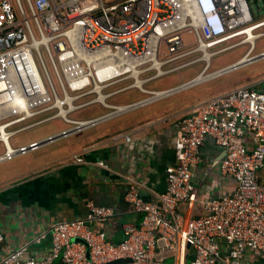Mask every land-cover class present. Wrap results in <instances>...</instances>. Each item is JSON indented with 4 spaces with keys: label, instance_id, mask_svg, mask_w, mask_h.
<instances>
[{
    "label": "built area",
    "instance_id": "obj_1",
    "mask_svg": "<svg viewBox=\"0 0 264 264\" xmlns=\"http://www.w3.org/2000/svg\"><path fill=\"white\" fill-rule=\"evenodd\" d=\"M211 15L216 22L208 24ZM263 37L264 18L248 0H0V162L36 145L12 147L22 132L57 120L73 131L95 126L98 120L72 115L98 105L120 113L109 104L114 97L149 93L146 85L202 64L199 79L214 57L242 46L249 48L239 62L251 61ZM173 127L176 163L166 168L167 191L144 200V184L128 179L125 200L140 221L124 224L120 242L95 228L116 211L89 202L84 219L52 227L50 250L40 258L30 245L47 234L2 254L0 231V264H251L249 254L264 255V90L239 87ZM208 138L223 150L220 172L236 187L199 200L201 214L187 217L183 207L196 191L192 167Z\"/></svg>",
    "mask_w": 264,
    "mask_h": 264
},
{
    "label": "crops",
    "instance_id": "obj_2",
    "mask_svg": "<svg viewBox=\"0 0 264 264\" xmlns=\"http://www.w3.org/2000/svg\"><path fill=\"white\" fill-rule=\"evenodd\" d=\"M256 48L257 43L254 52ZM210 66L211 63L209 69ZM199 74L191 78H187L188 74L184 78V75H179V79L166 81V85L162 86L165 89L146 88L164 78L157 80L145 86L149 93L132 91L137 92L132 97L133 102H125V99L124 102L115 103L114 100L128 93L111 99L109 103L112 106L123 110L120 113L115 114L109 108L98 105L102 109L100 114H96L99 116L87 120L74 119L80 122L105 119L98 125L72 131L75 129L73 125L57 120L54 121V127L60 126L59 130L40 132L30 137L26 144L16 146L44 142L68 132L36 149L0 162V231L5 239L1 253L11 252L47 234L45 240L30 245L32 257L44 256L50 250L49 234L52 227L58 222L84 219L89 202L112 207L116 211L113 219L104 225H95V228L107 232L114 242H120L124 235V224L140 221L133 207L125 200L129 189L128 179L144 184L140 195H145L146 200L166 192V168L176 163L174 123L195 114L204 103L237 89L232 87L228 91L225 88L226 93L208 98L204 89L207 87L200 83L164 97L150 94L171 92L191 83ZM253 88L264 90V80ZM141 103L145 104L132 110L126 109ZM201 153V163L192 167L195 199L187 208L183 207L187 217L201 214L199 200L232 193L236 187L234 180L222 176L220 172L224 152L214 140L206 139ZM74 156H82L85 162H73ZM99 162L107 163L109 169L100 167Z\"/></svg>",
    "mask_w": 264,
    "mask_h": 264
},
{
    "label": "rangeland",
    "instance_id": "obj_3",
    "mask_svg": "<svg viewBox=\"0 0 264 264\" xmlns=\"http://www.w3.org/2000/svg\"><path fill=\"white\" fill-rule=\"evenodd\" d=\"M249 4L252 8V11L255 15L256 18H260V17H264V0H248ZM184 39L186 40V42L190 41L189 37H184ZM249 46H242L240 48H237L229 53L223 54V55H219L216 56L212 59L211 61V66L210 69L206 72V74L204 75L205 77H207L208 75H210L212 72H216L222 68H225L229 65H231L232 63L237 62L238 60H240L242 58V56L245 54V52H247ZM262 51H264V37L261 38L260 40L257 41V48L256 51L254 52V55H259ZM45 61L46 63H48V59L45 56ZM203 68L202 64H198L195 65L194 67H190L188 69H186L185 71L181 72L179 75H184V77H186V75L188 74L187 78H191L194 77L196 75H198L201 71V69ZM179 75H172L168 78H164L163 80L156 82L152 85L146 86V88L148 90L150 89H154V90H160V89H165V87H162L164 85H166V81H169L171 79H179ZM52 77H54L52 75ZM54 79V78H52ZM143 80V79H142ZM264 80V58L259 59L251 64H248L246 66H242L238 69H235L233 71H230L224 75H221L219 77L213 78V80L210 81H206L203 83V87H207L204 88L206 89V96L208 98H212V97H216L217 95H219L220 93L224 94L227 91H224L225 88L226 90L230 91L229 88H238V87H242V86H251V87H256V85H259L260 83H262ZM180 83V82H179ZM258 87V86H257ZM135 93L137 92H128V94H126L125 96H121V98H118V100H114L115 103L118 102H133L134 100H132V97L134 95H136ZM119 97V96H117ZM115 98V97H114ZM113 101V103H114ZM110 104V103H109ZM101 108L99 106H94V107H90L89 109H87L85 112H81L78 115H75L73 117V119L77 120V119H89L91 117L94 116H99L96 114H100L101 112ZM55 122L54 123H48L45 124L41 127H37L31 130H27L25 132H22L16 136H14L11 141L10 144L12 147H16L19 144H26L28 139L30 137H35L37 136V134H39L40 132H46V133H51L54 132L55 130H59L60 126H55ZM1 152V150H0ZM259 172H261V177H262V182L264 183V169H260ZM171 264V262H170Z\"/></svg>",
    "mask_w": 264,
    "mask_h": 264
},
{
    "label": "water",
    "instance_id": "obj_4",
    "mask_svg": "<svg viewBox=\"0 0 264 264\" xmlns=\"http://www.w3.org/2000/svg\"><path fill=\"white\" fill-rule=\"evenodd\" d=\"M262 58H264V52L262 53V54H260V55H257V56H255L254 58H252V60L251 61H249L248 63H241V62H238V63H236V64H234V65H232V66H230V67H228V68H225V69H223V70H221L220 72H217V73H212V75H208L207 77H205V78H203V80H194V81H192L191 83H189V84H187V85H183L182 87H179V88H177V89H174V90H172L171 92H167V93H165V94H161V96H159V97H164V96H166V95H173V94H175V93H178V92H180V91H183V90H185V89H188V88H190V87H193V86H195V85H197V84H200V83H204V82H206V81H210V80H213V78H216V77H219V76H221V75H224V74H226V73H228V72H230V71H233V70H235V69H238V68H240V67H242V66H245V65H247V64H250V63H252V62H254V61H257V60H259V59H262ZM145 103H141V104H138V105H134V106H132V107H129V110H132V109H135V108H137V107H140V106H142V105H144ZM101 121H98L97 123H100ZM65 134H61L60 136H64ZM60 136H56V137H51V138H48L47 140H45L44 142H38V143H36V145L34 146V147H32L31 149H29V150H32L33 148H38V147H40V146H42V145H44V144H46V143H48V142H51V141H54V140H56L57 138H59ZM144 200H146V198H145V195H143V196H141ZM248 262L249 263H251V264H264V255H258V254H249V256H248ZM118 264V263H117Z\"/></svg>",
    "mask_w": 264,
    "mask_h": 264
},
{
    "label": "clouds",
    "instance_id": "obj_5",
    "mask_svg": "<svg viewBox=\"0 0 264 264\" xmlns=\"http://www.w3.org/2000/svg\"><path fill=\"white\" fill-rule=\"evenodd\" d=\"M203 1H205V0H198V2L200 3V2H203ZM206 1H208V0H206ZM204 12H203V10H202V15L204 16ZM206 19V22L208 23V24H211V23H215L216 22V18L213 16V15H211V16H208V17H206L205 18ZM111 117V116H110ZM98 121H101V122H103V121H105V119H98ZM100 122V123H101ZM99 124V123H98ZM97 124V125H98ZM73 131V130H72Z\"/></svg>",
    "mask_w": 264,
    "mask_h": 264
},
{
    "label": "bare ground",
    "instance_id": "obj_6",
    "mask_svg": "<svg viewBox=\"0 0 264 264\" xmlns=\"http://www.w3.org/2000/svg\"><path fill=\"white\" fill-rule=\"evenodd\" d=\"M140 61H142L141 60V58H140ZM249 62V60L248 59H245L243 62H241V63H248ZM203 78H205L204 76H201L198 80H203ZM138 85L139 86H142L143 85V82L142 81H140L139 79H138ZM143 92V91H142ZM162 94V93H161ZM161 94L159 93V94H156L157 96H155V97H159V96H161ZM21 105H22V107H24V104H22L21 103Z\"/></svg>",
    "mask_w": 264,
    "mask_h": 264
}]
</instances>
